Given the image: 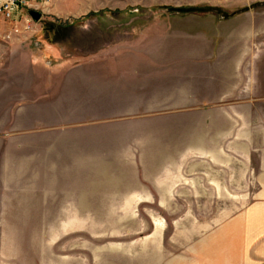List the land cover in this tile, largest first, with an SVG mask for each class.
Listing matches in <instances>:
<instances>
[{"label":"crops","instance_id":"obj_1","mask_svg":"<svg viewBox=\"0 0 264 264\" xmlns=\"http://www.w3.org/2000/svg\"><path fill=\"white\" fill-rule=\"evenodd\" d=\"M52 1L54 14H68V0L64 8ZM256 3L230 16L201 12L198 19L178 21L177 32L191 31L194 39L160 43L159 60L134 64L91 57L61 65L68 74V97L76 77L114 74L112 82H90L74 91L118 90L142 85L147 75L159 73L156 86L163 96L178 98L164 116L177 117L135 123L129 131L149 132L135 137L116 131L117 121L68 125V139L42 136L53 130L42 133L35 127L4 132L0 225L44 224L7 221L41 219L40 211L209 209L210 202L196 200V194H255L234 214L181 229L185 246L176 257L153 248L149 260L264 264V0ZM143 72L147 75L133 82L134 74ZM22 99L12 108L20 107ZM99 124L110 125L79 129ZM153 252L159 254L155 259Z\"/></svg>","mask_w":264,"mask_h":264},{"label":"rangeland","instance_id":"obj_2","mask_svg":"<svg viewBox=\"0 0 264 264\" xmlns=\"http://www.w3.org/2000/svg\"><path fill=\"white\" fill-rule=\"evenodd\" d=\"M64 2L58 0L57 5L64 8ZM256 2L259 0H68V14L63 16L53 13L52 1L45 11L39 10L41 18L34 19L29 31L0 18V136L35 127L42 133L53 130L42 136L68 139V125L94 121H117L116 131L142 136L146 131L129 128L138 122L177 117L164 116L166 110L175 108L178 98L163 96L156 86L159 73L134 74L133 82L146 75L150 78L142 85L137 82L118 90L74 91L91 86L90 82H112L114 74L76 77L71 79L73 96L68 97V74L61 65L91 57L134 64L159 60L160 43L194 39L191 31L177 32L178 21L197 18L201 12L230 16L252 4L256 7ZM135 67L142 70L141 66H129L131 70L138 69ZM20 98V107L12 108ZM109 125L79 129L103 130ZM178 196L183 195L173 200ZM256 196L196 194V200L210 202L209 209L40 211L41 219L35 215L29 216L33 219L7 221L44 224L0 225V264H131V259L132 264H150L153 248L169 258L183 250L181 229L186 231L199 220H221ZM69 213L73 215L68 225ZM59 218H66L62 219L66 223L59 224ZM153 253L155 259L159 254Z\"/></svg>","mask_w":264,"mask_h":264},{"label":"built area","instance_id":"obj_3","mask_svg":"<svg viewBox=\"0 0 264 264\" xmlns=\"http://www.w3.org/2000/svg\"><path fill=\"white\" fill-rule=\"evenodd\" d=\"M51 0H0V18L7 24L22 25L27 31L32 30L34 18L32 10H43ZM41 12V11H40Z\"/></svg>","mask_w":264,"mask_h":264},{"label":"water","instance_id":"obj_4","mask_svg":"<svg viewBox=\"0 0 264 264\" xmlns=\"http://www.w3.org/2000/svg\"><path fill=\"white\" fill-rule=\"evenodd\" d=\"M31 14H32V16H33V18L36 20V21H38V20H40V18H41V12L40 11H37V10H32L31 11Z\"/></svg>","mask_w":264,"mask_h":264},{"label":"trees","instance_id":"obj_5","mask_svg":"<svg viewBox=\"0 0 264 264\" xmlns=\"http://www.w3.org/2000/svg\"><path fill=\"white\" fill-rule=\"evenodd\" d=\"M179 10H182V7H180ZM183 11H186V10H183ZM183 11H182V12H183Z\"/></svg>","mask_w":264,"mask_h":264}]
</instances>
